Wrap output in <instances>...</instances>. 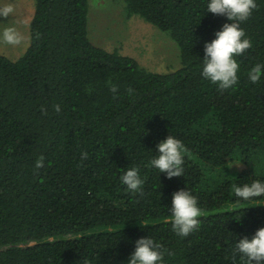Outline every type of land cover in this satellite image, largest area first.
<instances>
[{"label":"trees","instance_id":"trees-1","mask_svg":"<svg viewBox=\"0 0 264 264\" xmlns=\"http://www.w3.org/2000/svg\"><path fill=\"white\" fill-rule=\"evenodd\" d=\"M208 2L124 0L177 45L180 66L160 73L90 41L88 0H35L24 52L0 50V264H124L145 236L167 249L163 264H242L237 241L264 227V196L233 192L264 180V79L247 75L264 63V0L241 23L252 46L223 91L201 75L204 41L226 22ZM167 135L186 149L171 179L149 164ZM131 167L139 193L121 183ZM181 188L202 209L187 237L170 221Z\"/></svg>","mask_w":264,"mask_h":264},{"label":"clouds","instance_id":"clouds-1","mask_svg":"<svg viewBox=\"0 0 264 264\" xmlns=\"http://www.w3.org/2000/svg\"><path fill=\"white\" fill-rule=\"evenodd\" d=\"M256 7V0H209L207 4V12L224 16L226 22L215 31L211 40L204 41L201 75L222 91L232 89L238 83L240 64L236 57L242 56L252 46L241 23L250 17ZM9 11L11 9H4V14ZM20 40L14 27H6L0 32V41L4 44L17 45ZM247 75L252 84L261 82L264 79V63H256L248 69ZM111 90L116 92L117 89L113 86ZM54 107L57 112L60 111L59 104ZM185 151L181 140L167 135L156 144V155L149 164L159 173H165L169 179L183 176ZM87 155L86 152L81 153V159H87ZM43 164L44 157L41 155L35 161V167L41 168ZM120 179L128 191H142L144 181L137 167L128 168ZM233 192L241 202H255L254 198L264 196V180L234 184ZM170 210L172 231L177 236L187 237L199 228L198 218L202 215V209L196 196L187 188L172 194ZM234 251L239 253L242 264H264V227L258 228L251 236L239 238ZM166 252L167 249L151 236L140 237L136 239L134 250L124 264H163Z\"/></svg>","mask_w":264,"mask_h":264},{"label":"rangeland","instance_id":"rangeland-1","mask_svg":"<svg viewBox=\"0 0 264 264\" xmlns=\"http://www.w3.org/2000/svg\"><path fill=\"white\" fill-rule=\"evenodd\" d=\"M34 3L35 0H0V32L14 27L21 37L22 47L16 51L10 53L5 48L7 44L0 46L8 58L15 59L26 49ZM6 8L11 11L4 14ZM87 28L88 38L95 45L131 56L149 71L163 73L180 66L174 41L139 16L127 17L124 0H88Z\"/></svg>","mask_w":264,"mask_h":264}]
</instances>
